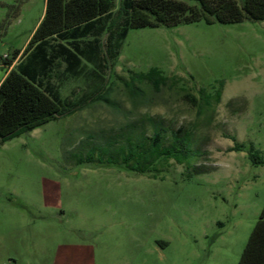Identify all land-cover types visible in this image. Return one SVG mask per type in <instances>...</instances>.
<instances>
[{"label":"rangeland","instance_id":"obj_1","mask_svg":"<svg viewBox=\"0 0 264 264\" xmlns=\"http://www.w3.org/2000/svg\"><path fill=\"white\" fill-rule=\"evenodd\" d=\"M45 4L0 0V58L23 53ZM152 68L167 83L132 94L131 73ZM85 70L54 80L62 108L89 106L0 145V264H238L264 225V163L249 158L254 145L264 160V21L131 28L114 67ZM157 135L190 158L124 164Z\"/></svg>","mask_w":264,"mask_h":264},{"label":"trees","instance_id":"obj_2","mask_svg":"<svg viewBox=\"0 0 264 264\" xmlns=\"http://www.w3.org/2000/svg\"><path fill=\"white\" fill-rule=\"evenodd\" d=\"M200 21L207 24L264 21V0H121L119 5L118 0H46L44 15L23 53L18 49L6 61L11 67L21 54V61L0 84V145L89 106L84 103L62 108L61 87L55 76L79 77L88 64L103 73L108 60L114 67L122 41L131 28ZM104 35L106 41L102 39ZM62 64L65 66L59 73ZM167 80L162 71L152 68L147 73L132 72L125 86L137 94L141 92L137 84L149 82L160 91ZM222 87L223 84L207 94L203 89L204 101L210 104L214 98L220 103ZM186 98L197 102L194 95L187 94ZM245 149L244 144L236 143L229 152ZM160 158L183 164L190 158L189 145L184 138H175L170 148L161 150L157 135L144 148H130L122 161L137 173L151 174L156 171L153 164ZM249 158L255 164L264 163L254 145L249 147ZM238 264H264V225L254 229Z\"/></svg>","mask_w":264,"mask_h":264},{"label":"crops","instance_id":"obj_3","mask_svg":"<svg viewBox=\"0 0 264 264\" xmlns=\"http://www.w3.org/2000/svg\"><path fill=\"white\" fill-rule=\"evenodd\" d=\"M38 24H39V23H38ZM37 26H38V25H37ZM37 26H36V27H37ZM31 36H32V35H31ZM31 36H30V38H31ZM30 38H29V40H30ZM29 40H28V42H29ZM17 60H18V59H17ZM20 61H21V60H19V61H14L11 67H8V66L5 67V70L3 71V74H2V76H1V78H0V84H1V82L4 80V78L7 76V74L11 71V69L14 68V67H15Z\"/></svg>","mask_w":264,"mask_h":264},{"label":"built area","instance_id":"obj_4","mask_svg":"<svg viewBox=\"0 0 264 264\" xmlns=\"http://www.w3.org/2000/svg\"><path fill=\"white\" fill-rule=\"evenodd\" d=\"M10 59V56L8 54L2 56L0 58V65H3L6 61H8Z\"/></svg>","mask_w":264,"mask_h":264}]
</instances>
